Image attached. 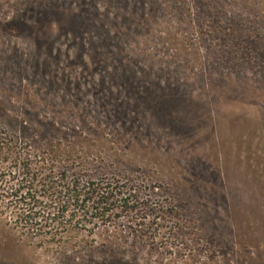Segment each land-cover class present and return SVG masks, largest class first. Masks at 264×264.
<instances>
[{"label": "rangeland", "instance_id": "374dc122", "mask_svg": "<svg viewBox=\"0 0 264 264\" xmlns=\"http://www.w3.org/2000/svg\"><path fill=\"white\" fill-rule=\"evenodd\" d=\"M27 139L106 212L16 219L54 200L0 175V264H264V0H0V140Z\"/></svg>", "mask_w": 264, "mask_h": 264}, {"label": "trees", "instance_id": "16d2710c", "mask_svg": "<svg viewBox=\"0 0 264 264\" xmlns=\"http://www.w3.org/2000/svg\"><path fill=\"white\" fill-rule=\"evenodd\" d=\"M18 143L19 142H14L13 140H0L1 152H6L5 158L7 163L10 164L0 169V175L6 176L8 174L13 178L17 176H23V178L29 177L32 178L33 181L30 182L29 186H26L27 190H23L24 186L20 185L14 191L6 195L15 196L20 203L26 202L27 199H36L41 196H49L54 201L42 205L32 204L31 202L25 203L26 207L23 205L24 209L20 206H10V208L17 209L15 210L16 219H25V221L28 222L32 220V218L39 217V215H41V211L37 210L39 208L43 209L42 212L47 213L46 217L53 220L57 219L59 224H66L67 221H72L76 215H81L82 217H90L93 215L91 213H100L104 215V212H106V210L103 209V205L106 203L105 200L100 201L102 206L98 205L95 207L89 205L91 198H86V195L92 196L95 187L90 188L88 182L85 184L80 183L75 177L70 181L67 173L69 171L67 169L60 170L57 166L60 163V159L63 157L70 158L73 156L75 150L73 146L64 150L61 146V141H59L55 144L50 143L46 146L47 148L45 150H41V146H34L28 139L25 142H21L19 146ZM82 166L84 167L85 164ZM57 171L59 174L57 176L58 178L55 179L53 175L54 172ZM40 177H44L46 181L41 184L42 189L40 192H37V190H33V185H35L34 181ZM21 191L23 192L20 194ZM52 208H54L55 211L52 210ZM58 218L66 220L58 221ZM45 232L47 234L63 233L62 229L56 226L48 229L39 228L36 234H43Z\"/></svg>", "mask_w": 264, "mask_h": 264}]
</instances>
